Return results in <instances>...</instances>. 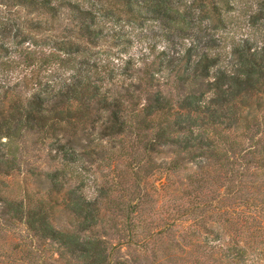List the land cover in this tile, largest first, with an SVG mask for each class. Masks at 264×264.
<instances>
[{"label":"trees","instance_id":"1","mask_svg":"<svg viewBox=\"0 0 264 264\" xmlns=\"http://www.w3.org/2000/svg\"><path fill=\"white\" fill-rule=\"evenodd\" d=\"M237 10L0 0V229L24 225L66 264H138L113 258L109 236L264 264V0L233 34Z\"/></svg>","mask_w":264,"mask_h":264},{"label":"rangeland","instance_id":"2","mask_svg":"<svg viewBox=\"0 0 264 264\" xmlns=\"http://www.w3.org/2000/svg\"><path fill=\"white\" fill-rule=\"evenodd\" d=\"M254 1L255 0H237L239 10L235 13L236 17L234 23L236 26L230 30V33L236 34L243 32L247 18L246 11L244 10L248 9V5H252ZM237 24H241L244 28L241 29ZM221 34L223 35V31H221ZM169 152L170 150L166 148L165 153ZM9 179V191L20 195L22 193V177L14 176ZM35 181L36 180H33V182ZM163 182L164 180L159 181L157 182V185L160 186ZM37 185L41 188L43 194H45L49 187L48 184L37 183ZM173 197L174 195L171 192H166L164 195L154 193L153 206L149 205L148 208L150 209V207H152L153 212L156 213L157 209L169 205ZM57 214L62 219V222L69 219L71 212L65 208L63 210L60 208ZM152 216H150L149 221H154L153 224H151L154 227H150V229H155L161 225V221H157L160 218V215L159 213H156L154 217L156 220H154ZM176 234H178V232H176ZM204 237L206 236L204 235L203 238ZM203 238L201 237V239ZM109 239L110 247H114L112 249L113 258H123L128 260L129 263L130 261H137L136 263L138 264H196L197 259L206 262V264L212 262V259L207 256L204 258H198L196 254L200 252L196 247L192 248L187 254L182 251L180 246L169 240L160 243L159 249H157V252L152 255L151 253L134 246L129 247L124 243L120 245L119 239L115 236H109ZM59 252L60 250L58 247L51 245L49 241L31 238L26 227L20 223L15 224L11 229H0V264H66V260L61 258Z\"/></svg>","mask_w":264,"mask_h":264}]
</instances>
